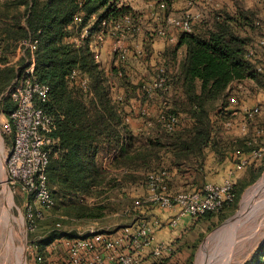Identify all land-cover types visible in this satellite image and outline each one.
<instances>
[{
  "label": "trees",
  "instance_id": "1",
  "mask_svg": "<svg viewBox=\"0 0 264 264\" xmlns=\"http://www.w3.org/2000/svg\"><path fill=\"white\" fill-rule=\"evenodd\" d=\"M159 1L167 4V12L174 2ZM5 2L7 9H0V20L12 15L11 9L8 10L10 6L19 8L25 5L26 9L25 12L16 11L12 15L13 22H3L0 26V62L5 64L0 65L1 107L8 115L15 108L12 97L2 94L22 74L23 66L17 72L15 64L6 63L20 41L26 38L38 40L36 73L40 81L50 86L49 99L39 103L53 115L52 136L58 139L52 149L47 173L56 201L54 207L62 209L61 214L67 216L57 214L58 218L52 217V221L62 220L66 227L76 220L83 222L103 218L109 205L105 202L110 198L93 204L88 199L104 197L109 187L146 185L147 175L151 171L166 169L170 172L173 167L201 164L206 148H212L219 156L237 148L243 151L252 148L249 144L250 140L253 141L251 136L243 139L232 134L236 137L231 138L228 134L232 129L225 123H234V112L239 110L236 104L230 102L231 96L235 95L238 99L236 82L253 79L264 90V51L257 47L252 58L247 56L249 47L255 45L263 28L259 7H247L235 1L231 8L215 9L208 17L195 19L192 31H179L177 41L170 42L164 53V57L172 62L179 51L185 49L179 71L169 74L167 60L159 64L166 67L168 82L166 89L155 92V96L163 100L159 114H175L178 123L169 130L157 122L159 114L147 117L138 109L137 114L148 130L136 133L129 122L131 116L135 117L134 110L128 111L127 106L134 96L146 102L155 97L146 96L144 85L149 81L134 83L129 54L125 58L119 55L118 63L115 60L106 69L98 60L95 50L98 43L96 34L101 30L102 21L120 19L126 14H135V11L128 5L120 4V0ZM258 2L264 4V0ZM76 16L82 17L79 25L75 22ZM24 17L26 26L22 24ZM83 27H89L90 35L80 39ZM149 35L145 38L146 50H150L151 41L158 37L156 33ZM22 62L24 65L25 60ZM74 70L88 79V92L80 86L79 78L72 77ZM113 86H116L115 90ZM115 91L122 97L121 100L116 99ZM243 115L251 125L258 116L251 118L245 113ZM149 119L155 121L153 128L147 124ZM262 126L264 120L259 122L258 127ZM111 152H115L112 167L125 170L118 176H110L111 172L102 162L103 156ZM263 167L264 160L260 165L251 166L247 178L234 183L233 202L218 212H208L200 217L209 221L218 216L224 217ZM170 188L174 190L171 179ZM74 235V232L69 233V236ZM172 252L155 258V264H167L169 258H165L166 254ZM192 257L193 254L186 264H192ZM163 258L166 260L157 261ZM244 264H264V244L253 259Z\"/></svg>",
  "mask_w": 264,
  "mask_h": 264
},
{
  "label": "built area",
  "instance_id": "2",
  "mask_svg": "<svg viewBox=\"0 0 264 264\" xmlns=\"http://www.w3.org/2000/svg\"><path fill=\"white\" fill-rule=\"evenodd\" d=\"M157 5L161 10L167 9L164 1H158ZM198 18L199 14L193 15L189 12L183 16L167 12L163 16L164 24H161L155 33L174 43L177 41V36L169 32V26L179 31L190 32L193 29L194 20ZM75 22L79 25L82 17L76 16ZM135 22L132 14H126L116 20L102 21L101 30L96 34L98 40L95 44L96 53L98 47L108 37L120 38L127 32L135 31L137 29ZM89 35V27H83L80 39H85ZM80 39L77 40L80 41ZM37 44L38 40L30 37L20 41L18 45L25 57V62L22 74L15 78L10 87L9 95L15 102V108L3 125L4 130L12 133L14 139L13 146L5 159L8 187L12 193L24 197L27 229L31 233L38 231V221L45 219L47 217L45 212L56 205L50 190L47 169L52 149L58 143V139L52 136L54 117L39 104L49 99L50 86L40 81L36 73ZM263 46L264 37H261L255 45L249 47L247 56L252 58L256 54L257 47ZM115 51L122 58L128 55L121 44L115 46ZM138 52L144 53L143 50ZM259 70H261L260 67ZM72 77L79 78L80 86L84 91H89L87 78L80 76L77 70L73 71ZM167 82V69L160 65L155 71L154 78L144 85L146 96L154 97L157 90L166 89ZM115 88L116 86H113V90ZM116 99L121 100L122 97L116 95ZM230 102L237 103V97L231 96ZM139 112L147 117L151 116L146 106H141ZM244 112L252 118L261 112V107L256 105L253 108H245ZM156 120L165 128L172 130L178 123V116L162 112ZM147 124L153 128L155 121L149 119ZM225 124L231 126L232 121H227ZM243 128L249 129L247 121ZM252 139L253 141H249L252 148L246 155L240 150L237 151L239 156L237 167L239 168L247 167L264 157V142L256 138ZM170 177L171 173L166 169L149 172L146 195L137 204L143 202L175 209L177 214L171 221L172 224H176L182 216L197 218L208 212H218L226 204L234 201L232 180H226L221 184L207 182L198 189L174 191L170 188ZM161 225L159 219L135 218L133 222L121 226L118 233L106 229H90L85 234L69 236L70 231L62 227L60 222L56 223V230L60 231L62 240L67 243L71 264L73 262L76 264H141L147 249L151 251L154 258H161L170 251V245L154 241V231ZM35 258L38 261L42 260V256L38 253Z\"/></svg>",
  "mask_w": 264,
  "mask_h": 264
},
{
  "label": "rangeland",
  "instance_id": "3",
  "mask_svg": "<svg viewBox=\"0 0 264 264\" xmlns=\"http://www.w3.org/2000/svg\"><path fill=\"white\" fill-rule=\"evenodd\" d=\"M151 1L153 0H120V4L128 5L135 11L133 15L135 17L137 29L131 33L127 32L120 38L108 37L107 39L110 40L108 41L109 56L101 58V63L104 67H111L115 60L116 63H118L119 53L115 51V46L121 44L129 54L130 73L134 83H137L139 80L150 82L155 76L157 67L160 66L153 48L150 46V50H146L147 46L144 36L155 34L159 26L164 24L163 22H157L155 19L156 15L163 17L167 11L157 8L152 11L154 12V14H152L148 7V3ZM235 1H240L246 6L256 3V0H188L186 4L188 8H184L182 13L174 14L171 11H168V13H172L176 16H183L186 14V10L193 8L192 12L189 13L193 15L199 14L200 19L202 17H208L210 12L215 9L233 6ZM6 2L5 0H0V9H7ZM11 7L12 6H10L8 10L19 11L21 9L23 11V8ZM258 7L263 17L261 18L263 28L257 37L259 40V38L264 37V4H260ZM169 32L172 33V30L169 29ZM158 38L159 37L155 39ZM141 50L144 51L143 54L138 52ZM144 61H146L145 66L141 64ZM146 67L147 70L145 69ZM132 69L134 71H132ZM116 95L118 94L115 91V96ZM142 100L143 103L146 102V100ZM257 117L258 119L264 117V110H262ZM235 129L237 131L239 130L238 127ZM260 130H263V132H258ZM240 133L243 132L240 131ZM250 136L258 139L260 142H264V127L257 126L256 132L254 133L252 131ZM262 160H264V157ZM262 160L255 161L253 164L258 162L257 164L260 165ZM247 171L248 170H246V178L249 175ZM263 177L264 167L258 177L246 185L243 192L240 193L237 204L234 207H230L228 212L224 214V217L218 216L210 221L203 217H199L197 218L199 219L197 226L190 225L189 228L184 229L182 234L177 237L173 243H168L171 247L169 252H172V249L173 252L172 254H166L165 258H169L167 264H186L188 258L192 254V264H244L248 260L253 259L255 253L264 244V187L260 189L257 195L249 199L248 206L250 211L241 212V210L244 207L243 203L246 193L250 188L258 184ZM6 179V173H3L1 170L0 264H71L67 243H64L62 240L60 231L56 230V222H60L62 227H65L63 226L64 223L62 220L52 221V217L58 218L56 217L57 214H60L59 216L61 217H66V215L61 214L63 210L54 207L46 211L45 214L47 217L39 221L40 226L38 231L31 233L27 229L26 207L25 205L23 207L24 197L12 193L9 190L7 181H5ZM111 188L109 187L105 190L108 194L98 200L96 198L88 199V202L93 204L106 197L110 198L105 202L109 204V210L107 209L106 215L103 218L79 222V226L82 230H115L125 224L133 222L135 218L152 220L149 216H146V213L142 212L144 205L148 203L144 204L141 202L137 204V202L141 201L146 195L147 186L144 183L129 185L123 188ZM10 201H12V204ZM8 208H10L9 213L11 212L9 220L7 218ZM71 223L77 224L76 221H72ZM256 226L259 227L257 230H254ZM9 227H11L14 234V239L12 240L9 236ZM232 230L234 234L230 236ZM36 253L42 255V261H38V259L35 258ZM204 253L206 254L205 256ZM148 258L150 257H147L146 263L142 262L141 264H155L156 259L154 257L153 259H149V261ZM165 258L157 259V261L159 260L162 262L166 260ZM145 259L146 258L143 260L145 261ZM72 264L76 263L73 262Z\"/></svg>",
  "mask_w": 264,
  "mask_h": 264
},
{
  "label": "crops",
  "instance_id": "4",
  "mask_svg": "<svg viewBox=\"0 0 264 264\" xmlns=\"http://www.w3.org/2000/svg\"><path fill=\"white\" fill-rule=\"evenodd\" d=\"M158 1L159 0H153L148 3L149 11L152 12L153 10L157 8L159 9V6L157 5ZM187 1L188 0H174V2L171 4L169 8V11L173 12L174 14L182 13L183 12L182 10L184 8H188L186 5ZM255 2L256 3L254 5H248L247 7H253V6L258 7V5L262 4L258 2V0H256ZM20 8H23V11L26 9L25 5L19 6V9ZM192 10L193 8L188 9L185 12H192ZM10 12H12L11 14L13 15L16 11H10ZM152 14H154V12H152ZM12 15H10V17L2 18L3 20H0V26L3 25V22H9V23L13 22ZM155 19L157 20L158 23L159 22L161 23L163 21V17L159 15H156ZM22 24L26 26L25 17L22 19ZM169 29L172 30L171 34L178 36L179 30L173 28V26H169ZM144 37L146 38V36ZM158 37H159L158 39L154 38L151 41L152 42L151 47L153 48L154 54L156 55L157 61L159 62V64H162V63L164 64V61L167 60V58L164 57V53L166 52L167 47L170 45V42H168L167 38L160 37V36ZM108 41L110 40L107 39L97 49V56L100 62H101V58L109 56V47H108L109 42ZM77 42H80V41L77 40ZM259 48L261 49V52L264 51L263 47H259ZM1 55H2V48H0V56ZM184 55H185V49H181L178 53V57L176 58V60H172V62L170 60H167L169 62V67H168L169 73L174 74L175 72L179 71V67H180V64H181V61ZM23 60H25V57L22 55L18 47L15 50V52L10 54L9 62L6 64H9V65L15 64L17 72H18L20 67L23 66L22 65ZM145 62L146 61H144L141 64L145 66ZM0 65L4 66L5 64L0 62ZM108 68L110 67H106V69ZM145 69L147 70V67ZM132 71L134 70L132 69ZM13 81L7 87L6 91L2 95L9 96L10 87ZM235 85L238 89L237 91L238 99H237V103H233V104H236L239 110L234 112L235 113L234 123L232 122V125L228 126L230 129H232L229 131L230 133L228 135L231 138L236 137V136H239L243 139L245 136L249 138L252 131L254 133L256 132V127L259 126L260 121L264 120V117H261V119H258V117H256L253 120V124H252L253 126L251 125V123H248L249 129H244L243 125L246 124V121L244 120L245 116L243 115L245 113L244 109L253 108L256 105H260L261 111L264 110V93H263L264 91L257 86L256 81L253 79H245L241 82H238V83L236 82ZM162 104H163V100L158 95H156L151 101H147L145 103H143V100H141L140 98L136 96L131 97L130 103L127 106V110L128 111L134 110L135 117L131 116L129 119V122L131 124V127L135 130L136 133L141 130H148L146 125L144 124V121L141 118H139L140 116H138L137 110L140 109L141 106H146L150 111V115L152 117H155L159 114L160 107L162 106ZM8 119H9V115L5 113L4 109L1 107V104H0V171L2 170L3 173H6V176H7V171H6L5 159H6L7 154L10 152L13 146V140H14L13 134L6 132L3 128L4 123ZM236 127H238V129L242 131L243 133H240L239 130L237 131L235 129ZM146 134H149V133L146 131ZM232 134L236 136H233ZM239 150L244 155L248 153V151H243L242 149L237 148L234 150H229L223 156H219L218 153H216V151H214L212 148H206L205 156L201 164L194 163V164H189V165H182L181 167H173L172 170L170 171L171 172L170 179L172 182L173 189L176 191L193 190V189H198L202 187L207 182L221 184L226 180H232L234 183H237L240 180L246 178L245 177L247 175L246 170H248L247 172H250L249 170L251 166L253 165L257 166L258 162H256V164L252 163L251 165L244 167V168L237 167V162L239 161V156H238L237 151ZM114 154L115 152H111V153L105 154L102 158L104 167L108 171L111 172L110 176H113V175L118 176L120 173L125 172V170L122 168L112 167V160H113ZM5 181H7V179ZM101 197H96V199L98 200ZM23 201L25 202V200ZM10 203L12 204V201H10ZM23 207H24V203H23ZM9 209L10 208H8L7 210L8 220L10 219V215H11L10 214L11 212L9 213L10 211ZM142 212L146 213V216H149L152 220L159 219L162 223V225L156 228V230L154 231L153 238L155 242H163L166 244L173 243V241H175L176 238L182 234L184 229L189 228L190 225L197 226L199 223L198 221L199 219L192 218L186 215V216L180 217L176 224H172L171 221L177 214V211L175 209L161 207L157 204L148 203L144 205V209L142 210ZM76 222L77 224L68 223V225L65 227L66 230L72 233L74 232L76 235L85 234L89 230V229L82 230L81 227L79 226L80 225L79 222L81 221L76 220ZM9 230H10L9 236L12 240L14 239V234L11 230V227H9ZM106 230H110L111 232L118 233L120 228L115 229V230L114 229L112 230L106 229ZM144 256H145L144 258H146L145 261H143L144 263H146L147 257H150L148 258V261L151 258L153 259V255L151 254V251L149 249H147Z\"/></svg>",
  "mask_w": 264,
  "mask_h": 264
},
{
  "label": "bare ground",
  "instance_id": "5",
  "mask_svg": "<svg viewBox=\"0 0 264 264\" xmlns=\"http://www.w3.org/2000/svg\"><path fill=\"white\" fill-rule=\"evenodd\" d=\"M5 175V174H4ZM264 187V177L260 180V182L258 184H256L255 186H253L252 188H250L248 190V192L246 193V196H245V200H244V203H243V208L241 210V212H244V211H250V208L248 206V202H249V199H251V197L253 198L254 195H257V193L260 191V189ZM246 205V206H245ZM240 217V215H239ZM259 226H256L254 230H257ZM234 228V227H233ZM234 234V231L232 230V234L230 236H232ZM203 255V254H202ZM202 255H201V259H202ZM206 254L204 253V256Z\"/></svg>",
  "mask_w": 264,
  "mask_h": 264
}]
</instances>
